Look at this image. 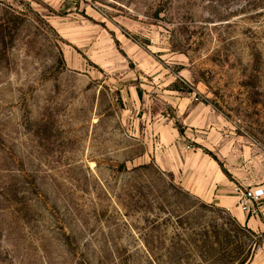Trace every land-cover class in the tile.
Listing matches in <instances>:
<instances>
[{"label": "rangeland", "instance_id": "rangeland-1", "mask_svg": "<svg viewBox=\"0 0 264 264\" xmlns=\"http://www.w3.org/2000/svg\"><path fill=\"white\" fill-rule=\"evenodd\" d=\"M174 140L264 181V0H0V264H264Z\"/></svg>", "mask_w": 264, "mask_h": 264}, {"label": "crops", "instance_id": "crops-1", "mask_svg": "<svg viewBox=\"0 0 264 264\" xmlns=\"http://www.w3.org/2000/svg\"><path fill=\"white\" fill-rule=\"evenodd\" d=\"M172 132L173 136H176V131ZM162 155L164 156L160 159L162 168L175 175L180 185L187 191L204 202L230 212L248 229L264 232V196L258 202L257 215H249L238 205L239 194L235 190L236 187L264 188V181H259L258 185H251L244 180H231L206 154L200 150L187 151L178 141H175ZM252 264H255V260Z\"/></svg>", "mask_w": 264, "mask_h": 264}, {"label": "built area", "instance_id": "built-area-1", "mask_svg": "<svg viewBox=\"0 0 264 264\" xmlns=\"http://www.w3.org/2000/svg\"><path fill=\"white\" fill-rule=\"evenodd\" d=\"M239 194L238 205L249 215H257L258 202L264 196V188L262 187H247L235 188Z\"/></svg>", "mask_w": 264, "mask_h": 264}, {"label": "trees", "instance_id": "trees-1", "mask_svg": "<svg viewBox=\"0 0 264 264\" xmlns=\"http://www.w3.org/2000/svg\"><path fill=\"white\" fill-rule=\"evenodd\" d=\"M262 235L264 236V232H262Z\"/></svg>", "mask_w": 264, "mask_h": 264}]
</instances>
